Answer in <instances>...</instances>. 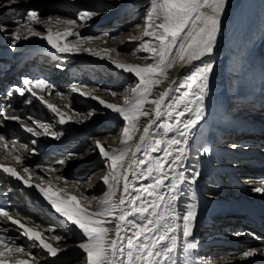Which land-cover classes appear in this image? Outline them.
<instances>
[{
    "label": "bare ground",
    "instance_id": "6f19581e",
    "mask_svg": "<svg viewBox=\"0 0 264 264\" xmlns=\"http://www.w3.org/2000/svg\"><path fill=\"white\" fill-rule=\"evenodd\" d=\"M241 1L243 0H225L224 12L220 18V30L212 53L201 61L194 62L195 66L200 67L210 63L212 68L208 73L207 94L204 97V118L189 139L188 155L179 169L185 172L187 180L182 185L181 195L177 201V211L181 217L189 206L195 207L196 234L214 235L223 228H228L225 232L228 241L213 242L209 238L205 240L207 242H195L189 237V241L195 243L196 247L185 253L181 228L180 247L176 252L177 264H186V261L187 264H264V233H260L258 237L252 235V227L255 225L250 218L242 219L243 216L264 219V192L253 191L254 188L264 187V136L260 139L248 140L238 135L233 138L231 133L225 130L232 119L226 117L223 112L226 105L240 99L242 105H249L255 112L264 116V15L260 8L259 17L251 24L252 29H259L257 35L252 32L253 38L249 42L251 51L243 48V40L233 44L232 38L237 30L228 29L230 31L228 35L227 24ZM146 2L148 0H0V26L5 28V31H0V69L6 62L9 63L1 70L2 72L9 70L4 78L19 82L16 87L10 88L0 96V106L3 108L0 111V135L9 143L8 148L0 146V163L15 167L26 178L23 168L27 167L32 175L33 185L51 182L65 187L64 181H67V188L79 196L72 187L73 181L67 180V176H74L70 174V165L86 163L94 159L98 164H104L105 159L99 154L95 141H102L105 148H119L122 128L115 129L109 134L91 136L86 142L85 138L99 127L109 128L110 125L113 127V123L123 119L118 113L100 104L98 100L74 92L72 85L75 84L81 87L82 91L91 92L93 96H98L106 102L123 104L124 95H118L119 99L113 98V88L119 89L123 84H128L131 78H136L134 74L113 65L107 56L101 59L87 52L58 53L45 40L38 37L18 41L14 48L11 47L10 34L17 26L25 23L26 13L35 10L42 20H47L48 17L74 19L77 21L80 36L87 34L98 37L85 42L84 46L95 50L115 49V52L110 53L112 59L145 65L146 63L135 60L136 57H140L137 50L129 53H119L117 50L124 45L138 47L139 42L129 41L128 37L141 35L142 27L137 28L136 25L143 26L146 12L140 24L134 23L136 14L132 11V7L141 5V11V7ZM83 10L91 11L96 15L87 21H80L78 13ZM33 27L42 32L46 31L43 24ZM53 27L63 28V25H53ZM115 29L116 31H113ZM76 39L69 37L68 41ZM260 46L262 52L258 50ZM133 52H136V55H133ZM24 56L30 57L26 67L23 70H11L12 65ZM86 64L101 68L100 72L104 71L103 78L101 80L91 78L89 73L82 71V67ZM194 70V66L181 68L179 64L168 69V80L155 87L152 97L163 91L173 79L182 83L183 78ZM21 74H25L26 77H23L29 80L44 79L52 87L35 89L37 96L27 91L24 95H20L17 89L26 87L23 81L18 79ZM136 83L127 87L126 95H130V89ZM177 95L178 93L173 89L168 103ZM39 96L58 106L66 113V119L71 116L72 120L60 124L59 117L39 99ZM145 107L151 110L153 106L149 103ZM4 110H7L8 116L20 115L22 111L27 112L28 124L19 120L8 121L2 115ZM187 118L189 114L186 113L183 119ZM148 119L149 117L141 118V131ZM164 119L167 117H162L158 123ZM35 122L50 125L51 131L60 133L59 138L49 135L36 136L22 127V124L36 127ZM208 128L212 131H208ZM151 131L156 133L160 130L154 125ZM139 135L138 132L131 143L134 144ZM172 135L174 133H169V136ZM12 141H15V149L18 151L13 149ZM22 145H27V148L21 147ZM62 152L66 153L60 154ZM16 155L22 156V163H16L14 159ZM153 155L162 156L163 153H153ZM137 158H143V153H139ZM61 161L64 163H60ZM254 166L261 168L258 169L260 173L257 175ZM106 172L103 165L92 167L85 173V177L77 182L80 185L78 193L84 189L88 192L97 190V187L103 184L100 177ZM196 172L199 175L193 178ZM241 176L243 178H240ZM56 177L63 179L58 181ZM201 177L213 178L211 182L214 183L206 182L196 186L197 179ZM147 182L150 181H134L136 186ZM168 182L165 181L166 184ZM0 191L3 195L0 207L8 210L14 218L21 220L27 226L44 232L45 238L53 246L64 251L58 253L56 257L48 256L46 251L33 246V242L21 234L22 230L18 226L4 219H0V235L17 245L24 246L26 251H30L36 257L39 264H86V254L79 248L86 238L78 228L56 213L35 187L30 188L17 178L11 179V176L0 170ZM121 192L122 186L116 193L117 199ZM47 213L49 215H46ZM178 223L182 226L183 220H178ZM108 226L114 228V224ZM52 236H59L61 239L57 242L51 240ZM252 250H257L253 256L244 255L245 252ZM77 257L80 259L79 262L74 260ZM23 258L27 259V257Z\"/></svg>",
    "mask_w": 264,
    "mask_h": 264
},
{
    "label": "snow or ice",
    "instance_id": "6c2138e0",
    "mask_svg": "<svg viewBox=\"0 0 264 264\" xmlns=\"http://www.w3.org/2000/svg\"><path fill=\"white\" fill-rule=\"evenodd\" d=\"M224 8L225 0H148L144 24L136 25L137 28L142 27L141 35L128 37L129 41L139 42L137 51L146 53L155 61L145 65L112 59L110 53L115 52V49L95 50L84 46L85 42L98 37H81L77 30V21L74 19L48 17L47 20H42L35 10H29L25 23L17 26L10 34L13 48L18 41L38 37L58 53L87 52L101 59L107 56L113 65L134 74L138 80L130 89V95L123 96V104L106 102L98 96H93L91 92L82 91L81 87L72 85L74 92L98 100L106 108L118 113L125 122L120 132L119 148H105L102 141H95L99 154L108 164V171L100 179L108 186L109 191L102 198H89L83 193L77 196L67 188V181H64L65 187L51 182L33 185L32 175L27 167L23 168L26 178L15 167L0 163V170L30 188L35 187L56 213L82 232L86 240L79 248L86 254V264H177L176 252L180 247L181 228L184 251L188 252L196 247L195 243L188 239L192 235L196 219L195 207L189 206L182 217L177 211L181 188L187 180L185 172L179 169L188 155L189 139L204 118V97L207 94L208 73L212 68L210 63L200 67L195 66L194 62L201 61L212 53ZM94 15L96 14L91 11L83 10L78 13V18L80 21H87ZM39 24H43L46 31L42 32L33 27ZM53 25H63V28H54ZM0 31H5L4 26H0ZM69 37L77 39L69 42ZM145 37L147 39H144ZM133 55H136V52H133ZM177 64L181 68L191 65L195 70L185 76L182 83L173 79L163 91L152 97L155 87L168 80V69ZM23 84L26 87L17 89L20 95L27 91L37 96L35 89L52 87L44 79L24 78ZM173 89L178 95L168 103ZM112 95L116 93L112 92ZM39 99L59 117L60 124L72 120L71 116L66 119V113L44 100L43 96H39ZM149 103L153 106L151 110L145 107ZM186 113L190 118L183 119ZM4 116L8 120L20 119L19 116H8L7 110H4ZM165 116L167 119L158 123ZM142 117L149 119L141 131ZM35 123L36 127H23L36 136L49 135L59 138L60 133L51 131L50 125ZM154 125L160 131L153 133L151 129ZM138 132V140L134 144L131 143ZM169 133L174 135L169 136ZM11 143L13 149L18 151L15 149V141ZM0 146L9 147L8 141L2 135ZM21 147L26 149L27 145ZM141 152L143 158H137ZM161 152L162 156L153 155ZM14 159L17 164L23 162L20 155L14 156ZM198 175V172L194 173L193 178ZM40 179L43 181L42 177ZM62 179L56 177L58 181ZM136 180L150 182L136 186ZM166 180L169 181L167 184ZM121 186L122 192L117 199L116 193ZM72 187L76 191L80 189L79 184H73ZM253 191L264 192V187L254 188ZM0 219L18 226L22 230L21 234L32 241L33 246L46 251L48 256L56 257L64 251L53 246L45 238L44 232L22 223L3 207H0ZM180 219L183 220L182 226L178 223ZM110 224H114V228L109 227ZM60 239L59 236L51 237V240L57 242ZM256 251H248L244 255L253 256ZM0 264L39 262L24 246L0 235Z\"/></svg>",
    "mask_w": 264,
    "mask_h": 264
},
{
    "label": "rangeland",
    "instance_id": "374dc122",
    "mask_svg": "<svg viewBox=\"0 0 264 264\" xmlns=\"http://www.w3.org/2000/svg\"><path fill=\"white\" fill-rule=\"evenodd\" d=\"M263 2H264V0H243V1L240 2L239 5H237V7L235 8L231 18H229V21H228V24H227V32L229 30L231 31V29L232 30L233 29L237 30V32L234 33L233 38H232V43L233 44L238 42L239 40H243V44H242L243 48L250 50L249 49V42L253 38L252 32L255 35H257L258 32H259L258 28L257 29H252L251 28V24L253 23L254 19L259 17V9L260 8H262L261 12L264 15V3ZM140 6L141 5L132 7V11L135 12V13L134 12L133 13L136 14L135 15V20L133 22L137 23V24H140V20L143 17V15L146 12V9L148 7V2H146L144 4V6L141 7V11H140ZM121 29L124 30V28H121ZM113 31H116V29L113 30ZM230 31L228 32V35H230ZM81 36H88V35L86 34V35H81ZM144 39H147V38H144ZM137 49H138L137 45H134L133 47L130 46V45H124L122 48H119L117 51H119V53H129L130 51H134V50H137ZM258 50L260 52H262V47L260 46ZM138 53L140 54L139 55L140 57L139 58L136 57L135 58L136 61L143 62V63H146V64L155 62L150 57H148L146 53L139 52V51H138ZM82 71H85V72L89 73L91 78H95V79H99V80H101L103 78L102 76L104 75L102 73L104 71L100 72L101 68L99 69L98 66L96 67V66H93V65H90V64L84 65L82 67ZM135 82H138V80H136V78H131V80L128 82V84H125V85L123 84V86H121L119 89H114L113 88V92L116 93V95H112L113 98L119 99L120 97L118 98V95H120V96L126 95L127 87H129L130 85H132ZM240 104H242V103H241V101L239 99V100L233 101L229 105L231 107H233V106H235V107L237 106L238 107V106H240ZM225 113L227 114V111ZM124 124L125 123H124L123 120H119V121L113 123V127L111 125L109 126V128L99 127L97 130H95V132H93L91 135H89V136H87L85 138V142L89 141L88 139L91 136H101L102 134H105V133L109 134L110 132H112L115 129L123 128ZM85 142L83 141L82 144H84ZM229 145H231V144L229 143ZM236 145H238V144H236ZM78 148H79V146L76 148L75 153L77 152ZM64 153H66V152H62L60 154H64ZM249 164L250 165L251 164L252 165H258L259 164V166L262 165L261 163H249ZM95 165H103V167L108 171V164L106 163V161H104V164H98L96 159H94V161H88L86 163H83V162L74 163V164H71L70 167H69V170L71 169L70 170V174H74V176H71V177L67 176V180L68 181H73L72 182L73 184H77L78 181H81L82 178L85 177L84 176L85 173L88 172V170H90ZM254 169L257 170L255 175L260 173V170H258V169H261L260 167L254 166ZM240 178H243V176H241ZM212 179L213 178H210V177L198 178L196 183H195V185L196 186H200V185H202V184H204L206 182L209 183V184L214 183L213 181L211 182ZM108 191H109V188L104 183L103 184L101 183V185L97 187V190H94L92 192L91 191L88 192V191H86L84 189V190H81L78 193V191H76V189H75V192L77 194L80 195L81 193H83L84 196H88L89 198H92V197L102 198L104 196V194L106 192H108ZM94 203H96L95 200L93 201V207H94ZM46 215H49V214L47 213ZM227 231H228V228H223L221 231H219L218 233H216L214 235L213 234L212 235L208 234V236H206V235H202V234L201 235L196 234V230H194V227H193L192 235L190 236V238H191V240H193L195 242L196 241L207 242L205 240L206 239L208 240L209 238H211V241H213V242H215V241L227 242L228 239H226V235H225V232H227ZM74 260L76 262H79L80 259L77 257Z\"/></svg>",
    "mask_w": 264,
    "mask_h": 264
}]
</instances>
